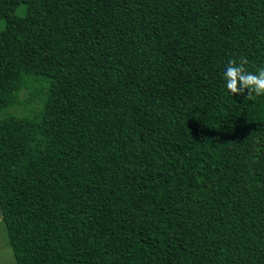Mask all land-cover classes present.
Returning <instances> with one entry per match:
<instances>
[{"label": "trees", "instance_id": "16d2710c", "mask_svg": "<svg viewBox=\"0 0 264 264\" xmlns=\"http://www.w3.org/2000/svg\"><path fill=\"white\" fill-rule=\"evenodd\" d=\"M0 20L17 264H264V95L224 79L264 66V0H0Z\"/></svg>", "mask_w": 264, "mask_h": 264}, {"label": "clouds", "instance_id": "9594fccd", "mask_svg": "<svg viewBox=\"0 0 264 264\" xmlns=\"http://www.w3.org/2000/svg\"><path fill=\"white\" fill-rule=\"evenodd\" d=\"M247 63L244 57H241L239 62L236 59L230 60L224 72V79L231 95H243L247 90V99L251 100L253 93L257 97L264 95V66L253 73L246 69Z\"/></svg>", "mask_w": 264, "mask_h": 264}, {"label": "rangeland", "instance_id": "374dc122", "mask_svg": "<svg viewBox=\"0 0 264 264\" xmlns=\"http://www.w3.org/2000/svg\"><path fill=\"white\" fill-rule=\"evenodd\" d=\"M26 7L21 5L17 9V15L24 17ZM5 29V23L3 20H0V31ZM21 95L25 96L26 92H23ZM0 264H17L13 255V251L10 248L7 240V231L5 224L2 220V214L0 211Z\"/></svg>", "mask_w": 264, "mask_h": 264}]
</instances>
